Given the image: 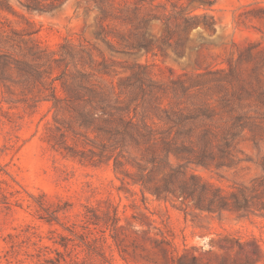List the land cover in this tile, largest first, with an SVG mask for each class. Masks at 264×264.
Segmentation results:
<instances>
[{"label": "rangeland", "instance_id": "obj_1", "mask_svg": "<svg viewBox=\"0 0 264 264\" xmlns=\"http://www.w3.org/2000/svg\"><path fill=\"white\" fill-rule=\"evenodd\" d=\"M180 1L193 14L215 15L216 31L173 23L170 36L163 23H144L142 0H0V54L29 63L38 73L8 71L9 81H0V264L58 259L65 264L58 254L69 259L63 237L73 240L69 246L81 264H264V216L203 213L180 201L159 200L117 175L113 159L99 167L83 165L50 143L60 140L55 117L64 125L71 122L65 106L52 108L50 83L55 79L63 96L61 80L73 83L76 68L105 86L126 115L147 119L159 132L175 135L180 128L168 117L207 111L211 118L186 123L194 124V132L181 136L180 144L190 145L204 128L226 130L238 115H249L264 128V13L259 11L264 0H218L199 9L191 0ZM154 5L171 10L166 0ZM250 41L260 44L253 57L240 53ZM77 130L80 134L68 139L76 149L90 154L102 143L110 149L106 138ZM128 143L127 150L115 153L146 168L163 155L159 148L151 152ZM237 144L231 166L192 165L189 172L226 192L250 185L264 175V140L256 143L246 132ZM127 168L132 177L142 176ZM153 176L160 182L165 172ZM46 208L56 211L59 221ZM115 211L117 231L86 223L95 212L107 219ZM86 226L98 241L88 244L72 232L87 231Z\"/></svg>", "mask_w": 264, "mask_h": 264}, {"label": "trees", "instance_id": "obj_2", "mask_svg": "<svg viewBox=\"0 0 264 264\" xmlns=\"http://www.w3.org/2000/svg\"><path fill=\"white\" fill-rule=\"evenodd\" d=\"M191 1L196 3L194 9L212 8L218 2V0ZM142 2L145 4L139 8H144L147 11L144 23L147 24L152 20L159 21L166 26L170 36L174 34L171 29L173 23L182 24L185 29L198 27L211 32L216 31L218 21L215 15L208 12L193 14L195 10L186 9L180 0H166L171 4L170 12L166 8L159 9L160 6L154 5L155 0H151L150 3L146 0H142ZM97 6L104 15L107 14L105 8L99 4ZM259 11L264 13V7H260ZM249 45L240 53H248L249 57H253L254 49L260 44L255 45L250 41ZM71 56L74 58V55ZM242 57L241 55L240 58ZM8 71L29 74L35 72L38 75L29 63L16 57L0 54L1 82L9 81ZM73 78V83L65 79L61 80L63 96L57 93V87L54 85L55 79L52 80L50 83L51 95L48 97V100L53 102V109L60 111L65 106L71 118V122L64 125L55 117V128L60 135V140L50 141L52 147L64 157L92 167H99L113 159L116 174H123L131 179L132 184L141 186L143 194L147 191L159 200L180 201L192 207L193 210H199L203 213L222 215L228 212L240 217L251 214L264 216V175L255 178L250 185H235L229 192H226L214 183L205 181L189 172L192 165L203 166L207 169L231 166L233 162L231 150L237 147V141L245 136L246 132L251 134V138L256 143L264 140V128L258 125L253 117L246 114L238 115L231 126L221 132L204 128L196 140L191 141L190 145L187 146L180 144L179 140L183 135L192 134L195 126L186 123L195 121L201 116L211 118L204 109L187 114L181 113L176 117H168L175 126H180L175 135H172V132H159L148 123L147 119L141 118L138 121L137 117L126 115V108L121 103L114 104L117 103L114 102V95L105 86L93 80L90 74L76 68ZM0 112L3 113L1 106ZM76 125L79 130H84L85 137H89V134H95L97 138H106L110 143L108 146L110 149H107V145L102 143L99 146H93L89 150L90 154H87L86 150H78L70 145L68 139L72 138L71 134L75 136L80 134L78 128L75 129ZM129 141L137 148L144 145L151 152H155V149L159 148L163 155L154 156L149 161L152 169L144 167L140 162L124 159L122 154L115 152L127 150ZM172 155L178 160L177 166L172 161ZM128 165L137 168L142 176L139 178L132 177L131 171L127 168ZM262 166L264 168V163ZM156 170L165 172V176L160 182L154 181L153 174ZM187 175H189V179L186 178ZM46 209L51 216L59 221L56 211ZM87 209L94 212L92 208L87 207ZM106 217L107 219H102L99 213L95 212L90 218H87L86 223L95 226L103 224L111 231H117L120 222L117 211L114 215L107 214ZM75 225L73 223V226ZM85 228L87 231L73 230L72 232L83 237L88 244L98 241L95 233L88 226ZM66 239L68 241H65ZM69 241L73 240L63 237V243H61L65 248V253L69 255V259L61 252L58 254L61 255L65 264L83 263L84 260L79 255L73 254L75 248L69 246ZM40 249H44V247H40ZM43 256H47V254H43ZM46 260L52 262V259L46 258ZM57 262L54 264H60L61 260L58 259Z\"/></svg>", "mask_w": 264, "mask_h": 264}]
</instances>
